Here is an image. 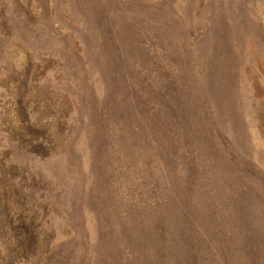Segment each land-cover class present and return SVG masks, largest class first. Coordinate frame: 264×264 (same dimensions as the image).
<instances>
[{"label":"rangeland","instance_id":"rangeland-1","mask_svg":"<svg viewBox=\"0 0 264 264\" xmlns=\"http://www.w3.org/2000/svg\"><path fill=\"white\" fill-rule=\"evenodd\" d=\"M0 264H264V0H0Z\"/></svg>","mask_w":264,"mask_h":264}]
</instances>
